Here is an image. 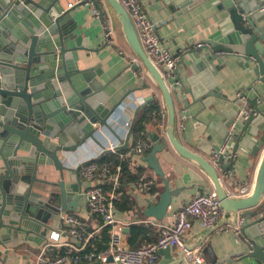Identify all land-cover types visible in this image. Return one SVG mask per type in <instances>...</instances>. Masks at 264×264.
Listing matches in <instances>:
<instances>
[{
    "label": "water",
    "instance_id": "95a60500",
    "mask_svg": "<svg viewBox=\"0 0 264 264\" xmlns=\"http://www.w3.org/2000/svg\"><path fill=\"white\" fill-rule=\"evenodd\" d=\"M90 1L102 9L100 0ZM165 1L167 4L173 1L178 7L208 1L225 11L227 15L219 22V29L201 43L200 49H191L188 54L204 59L212 68L211 76L215 77L221 67L215 64L218 60L222 64V60L234 58L242 69L248 71L253 64L255 82L264 83V0ZM103 3L113 23L114 20L120 23L129 48L164 96L167 138L174 150L211 179L224 216L231 217L232 226H236L239 215L247 222L241 230L240 250L221 260L211 261V264H232L234 259L244 264H264V106H259V96L251 99L243 94L242 98L248 99L249 114L247 118L233 120L230 125L233 126L232 138L238 141L233 147L235 153L243 148L247 154H261L251 194L232 197L221 176L228 182L229 172L234 170V160L227 162L220 154L221 146H213L210 150L188 138L185 145L176 136L174 99L188 107L184 95H191L200 102L204 96L222 98L219 86H214L217 93L201 94L196 80L186 78V84L179 71L167 77L170 69L167 66L159 68L149 59L121 2L103 0ZM71 12L72 9H66L62 0H0V156L6 169L0 178V258L23 240L36 244L33 243L35 234L45 241L47 233L53 229L48 225V218H59V209L52 205L54 199L60 201L62 211L81 207L82 197L75 198V191L66 187L67 169L61 155L76 151L88 140L97 141L100 130L109 128L108 121L115 112V108L109 109L105 105V89L98 88L92 82L93 75L78 67V52L87 48L74 34ZM73 42L75 46L72 47ZM81 82L87 86L79 90ZM151 100L153 96L145 103ZM258 131L262 133L259 138ZM131 134L132 128L120 149L129 147ZM228 136L229 133L225 139ZM151 140L155 145L144 162L162 180L164 191L156 204L148 203L145 216L160 222L184 188L173 189L160 165L157 155L167 150L165 141H161L157 134L152 135ZM189 147L198 148L203 155ZM46 166L54 167L59 173L58 182L40 177V169ZM71 173V178L80 187L79 171ZM3 229L5 235H1ZM187 249L176 256L171 248L160 250L159 254L164 257L160 264H193L195 255L192 258L188 252L194 248ZM108 262H112L111 257Z\"/></svg>",
    "mask_w": 264,
    "mask_h": 264
},
{
    "label": "crops",
    "instance_id": "0c3cea01",
    "mask_svg": "<svg viewBox=\"0 0 264 264\" xmlns=\"http://www.w3.org/2000/svg\"><path fill=\"white\" fill-rule=\"evenodd\" d=\"M75 1L62 0V4L66 9H69L68 4ZM143 1L148 16L161 24L159 35L168 44L173 54L181 55L179 75L184 79L185 83L188 84V81L185 80L186 78L196 80L195 82L199 85L201 94L202 92L203 94L211 91L216 92L214 86L217 85L223 95L222 98L214 96L206 98L204 96L202 102L194 100L191 95H184L187 104H189L188 107L174 99L177 113L176 136L185 145H187L186 138H188L192 143L199 142V144L203 145V148L210 150L213 146L224 145L226 134L233 128V126H230L231 122L238 119V113L248 100L246 98L253 99L259 96L258 104L259 106H264V83L260 81L255 82L256 76L253 73V64H251L250 71H248L242 69L234 58H229L226 61L222 60V64L218 60L215 64L221 67L215 77L211 76L212 68L207 65L204 59H198L196 55L193 57L194 55L188 54L191 49H200L198 45L204 43L209 35L219 29V22L226 17V12L217 9L216 6L210 4L208 1H203L190 7H178L173 1L169 4L165 0ZM172 8L176 9L173 10ZM71 9V18L75 23L74 34L81 39V43L87 48V50L78 52V67L81 71L93 75L92 82L98 88L105 89L104 92L107 95L106 107L109 109L115 108V112L108 121L109 128L115 130L116 128L122 129L126 124L132 123L133 125L134 117L140 108L148 105L153 100L159 104V110L153 113V120L146 124V130L142 132L140 137L150 142L152 148L155 145L151 140L152 135L157 134L160 136L161 141H165L167 150L157 155L160 165L173 189L184 188L174 198L165 218L160 222L158 221V223L162 224L172 223L173 214L191 199L200 194L215 193L214 184L196 164L181 158L169 142L166 132L168 117L164 96L146 69L145 79L140 80L138 69L135 68L136 64L132 60L135 55L125 40L120 23L114 20L116 45L107 46L101 21L92 14V8L90 6H75ZM71 46H75V43L73 42ZM206 71L209 72L208 75ZM144 85H147V87H144ZM86 86V83L81 82L78 89L82 90ZM239 93L244 94L246 98L245 96L239 98ZM151 96H153V100L146 104L145 100ZM136 98L144 100V103L138 104ZM160 111L166 112L164 129L161 128L159 121L155 119V113L157 114ZM183 116H187L184 127L180 125ZM121 132L124 135L123 129ZM106 134L105 130L102 129L99 135H96L97 141L88 140L76 151L63 152V155H61L62 162L67 169V173H65L66 187L75 191V198L80 195L82 182L79 187L70 174L72 175L73 173L71 172L77 170L75 169L76 165L82 161L101 159L102 155L107 152L103 150L102 145L106 144L108 140H114L113 136L107 138ZM261 134L258 131L257 137L259 138ZM134 141L130 138L129 147L132 146ZM236 142L238 141L231 137L229 147L225 150L226 154L232 158L226 159L227 162L231 163L234 160V170L229 172L228 182L224 176H221V180L232 197H242L251 194L253 190L261 161V154L253 156L252 154H247L243 148H239L235 153L233 147ZM189 149L203 155L198 148L189 147ZM145 157L141 159L139 156H135L131 160L130 166L133 172H136V168L138 167L144 169V173L140 177L145 175L155 178L157 183L155 192L159 194V200L160 195L164 191V185L162 180L144 162ZM5 173L6 169L0 156V178ZM40 177L51 182H58L60 180L59 173L52 166L42 167L40 169ZM137 181L135 183H125L123 186L121 181L120 191L123 194L122 200L126 196L132 208L129 212L117 210L116 208L117 216L124 220L141 218L145 221L153 222L155 221L154 218L145 216V210L151 201H147L138 191ZM106 190H110V188L106 187ZM157 202L152 201L151 203L156 204ZM52 205L57 208L60 206V201L54 199ZM80 205L81 207L77 210L67 211L75 213L83 220L92 224V226L97 224L99 222L98 218L91 215L84 208L85 200L83 198L80 200ZM245 223L247 222L245 221ZM140 224L153 227L156 231V238L158 237V232L152 224ZM48 225L55 230L60 228V217L55 219L48 218ZM232 225L231 217L224 215L219 221L218 226L213 229L201 228L198 222H194L193 229L186 237L187 247L191 246L194 248V254L200 253L203 260L202 264H211V261L221 260L240 250L239 240L233 232L234 226ZM131 226L124 227L122 231L123 240L126 247L136 249L147 240H140L136 244L131 245L129 242ZM127 229H129L128 232L126 231ZM5 233L4 229L1 230V235H5ZM156 238L151 235L152 241L156 240ZM33 239V243L36 244H29L26 240H23L16 248L10 249L8 255L3 254L0 258V264H35L44 241L41 240L38 234H35ZM1 250L3 252L6 251V249ZM172 253L176 256L181 254L182 251L175 249L172 250ZM162 261H164V257L160 255L157 264H160ZM232 264L244 263L234 259Z\"/></svg>",
    "mask_w": 264,
    "mask_h": 264
},
{
    "label": "built area",
    "instance_id": "2783aa9c",
    "mask_svg": "<svg viewBox=\"0 0 264 264\" xmlns=\"http://www.w3.org/2000/svg\"><path fill=\"white\" fill-rule=\"evenodd\" d=\"M119 1L130 15L141 45L149 59L159 68L167 66L170 73L166 76H173L179 71L181 55L173 54L168 44L159 35L161 24L148 16L143 0ZM100 4L102 9L96 7L90 0H76L74 3L68 4V8L90 6L92 14L101 21L105 43L107 46H114L116 43L113 20L107 12L103 0H100ZM262 10H264V6ZM201 46L202 44L198 45V47ZM132 60L138 66L140 80H144L145 67L136 56ZM242 95L239 93L238 97L242 98ZM137 103L142 104L144 100L137 99ZM248 114L249 109L246 102L238 113V119L247 118ZM155 115V119L164 129L166 112L160 111ZM186 120L187 116H183L180 121L182 127H184ZM131 126L132 123L126 124L122 128L124 135L121 134L122 129L120 128L111 130L103 127L102 129L107 133V138L109 136L114 138L112 141L108 140L106 144L102 143L103 150L118 154V150L125 142ZM228 133L229 136L225 139L224 145L221 146L220 154H223L225 159H232L225 150L229 147L233 128ZM130 148L129 153L119 154V158L122 160L129 159L130 162L133 156H139L143 159L152 149V145L145 139L138 137ZM75 169L79 171V178L82 182L80 196L85 200L84 208L98 218L99 222L92 226L75 213L62 211L61 207H57L61 226L56 230L52 229L46 236L35 264H94L97 262L100 264H157L160 250L171 248L172 250L178 249L187 252L186 237L193 229L194 222H198L201 228L213 229L218 226L224 215L217 195L212 193L200 194L191 199L173 214L172 223L162 224L157 221H145L141 218L120 219L117 216L115 204L120 202L123 196L120 191L122 166L113 161L101 162L98 159H89L77 164ZM136 184L138 191L147 201L157 202L159 194L155 192L157 183L154 177L144 175L139 178ZM106 187L110 190H106ZM140 223L152 224L158 232L157 240L155 242H148L147 240L136 249L126 247L122 235L124 227ZM244 225L245 219L239 215L236 226L233 228L238 240H240ZM106 227H110L109 247L104 252L97 253L93 250L95 247L92 240L101 236ZM88 247H91L92 251L85 254L84 252ZM188 255L190 257L195 255V259H192L195 264L203 263L200 253L194 254L193 250L188 252ZM110 257L112 262H108Z\"/></svg>",
    "mask_w": 264,
    "mask_h": 264
},
{
    "label": "trees",
    "instance_id": "16d2710c",
    "mask_svg": "<svg viewBox=\"0 0 264 264\" xmlns=\"http://www.w3.org/2000/svg\"><path fill=\"white\" fill-rule=\"evenodd\" d=\"M158 110L159 104L157 101L153 100L152 102L148 103V105L140 108L137 111L133 120L132 134L130 137L132 141L141 136L142 132L146 130V124L153 120V113L157 112ZM130 149V147L127 149H119L118 154L107 151L100 159L101 162L113 161L115 164L122 166V186L125 183H135L140 178L141 174L144 173V169L142 167L136 168V172H133L130 166V160H122L119 158V154H127L129 153ZM134 157L135 156H133V159ZM130 205L129 199L125 196L121 202H117L116 208L117 210L129 212L132 208ZM131 227L132 229L129 234V242L131 245H134L137 243V241H142L144 239L148 240L149 242H155L157 240L156 231L153 227L142 224H135ZM151 235L155 237L156 240L152 241ZM110 239V227H106L102 231L101 236L92 240V244L95 247L93 250L97 253L104 252L109 246ZM91 251L92 248L88 247L84 253L87 254Z\"/></svg>",
    "mask_w": 264,
    "mask_h": 264
}]
</instances>
